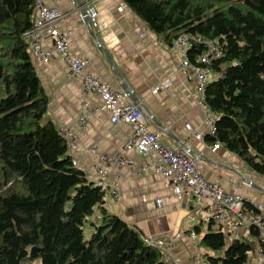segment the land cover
Instances as JSON below:
<instances>
[{
  "label": "trees",
  "instance_id": "obj_1",
  "mask_svg": "<svg viewBox=\"0 0 264 264\" xmlns=\"http://www.w3.org/2000/svg\"><path fill=\"white\" fill-rule=\"evenodd\" d=\"M121 1L167 44L179 33L217 40L221 55L203 92L215 132L205 139L264 175V0ZM34 10V0H0V264H165L103 207L101 188L43 121L47 97L24 36ZM186 50L191 62L203 51L197 42ZM207 224L198 240L208 264H243L259 241L253 226L247 238L227 239Z\"/></svg>",
  "mask_w": 264,
  "mask_h": 264
},
{
  "label": "crops",
  "instance_id": "obj_2",
  "mask_svg": "<svg viewBox=\"0 0 264 264\" xmlns=\"http://www.w3.org/2000/svg\"><path fill=\"white\" fill-rule=\"evenodd\" d=\"M119 0H51L61 13L60 31L71 32L68 54L86 59L84 69L113 89L126 91L123 102L134 101L145 115L148 129L161 133V143L185 148L197 156V170L203 177L216 182L224 191L235 189L251 202L264 206V175L247 169L243 162L222 145L213 146L205 139L208 129L203 123L199 93L195 82L188 80L178 66L179 56L161 37L152 32L127 6L117 11ZM94 6L96 25L87 26L82 7ZM41 45L50 49L51 40L43 34ZM37 71L40 87L47 97L43 121L55 127L74 124L76 114L87 108L96 110L88 117L84 130L76 128L77 143L70 150L71 159L86 180L95 182L94 165L98 154H113L131 134L126 122L112 124L109 113L99 109L98 96L80 90L78 76L70 75L58 57L42 60L30 55ZM212 73L209 75L211 79ZM158 86L155 93L152 89ZM127 93L129 96H127ZM201 131L193 138L183 124ZM94 146L96 152L89 151ZM134 165L115 169L107 166L105 179L118 182V196L104 195L103 207L137 229L142 236L161 237L170 247V255L181 264H201L194 256L195 245L200 253L207 251L199 245L197 233L205 232L208 224L203 217L210 211L205 201L194 198L177 200L168 182L153 169H140L145 156L128 149L124 153ZM115 177V178H114ZM264 216V207L259 211ZM214 228V224L211 227ZM214 230V229H213ZM194 234V238L192 237ZM239 229L238 238H247Z\"/></svg>",
  "mask_w": 264,
  "mask_h": 264
},
{
  "label": "built area",
  "instance_id": "obj_3",
  "mask_svg": "<svg viewBox=\"0 0 264 264\" xmlns=\"http://www.w3.org/2000/svg\"><path fill=\"white\" fill-rule=\"evenodd\" d=\"M51 0H34V18L32 26L24 32L28 40L29 51L32 55H37L42 60H52L54 57L60 58L70 75L78 76L80 79V90L84 93H92L98 96L101 101L99 109H105L109 113V121L112 124L126 122L130 125L132 134L124 141L121 149L113 154H98L97 164L94 165L96 173L95 184L105 194L118 196V182L115 179L107 181V166L112 165L115 169L121 166L132 167L134 163L124 153L128 149L135 150L139 155L145 156L146 161L140 169L151 168L160 175L170 187L171 192L177 200L183 197H192L199 203H208L210 211L203 217V221L214 224L218 227L227 239L238 238L239 229L244 228L248 232V227L253 226L258 229L259 241L255 242L253 249L248 252L246 261L243 264H264V217L260 212L250 213L244 211L242 204L250 202L259 211L264 206L251 202L245 198L237 189L226 192L216 182H211L197 170V156L191 155L185 148L164 145L161 143V133L157 130H150L146 124L140 105L134 101L123 102L126 94L118 89H113L107 83L93 77L84 69L86 59H78L68 54V42L71 32L60 31L58 22L62 19L63 13L50 3ZM126 5L119 0L116 6L117 11H121ZM87 21L90 27L96 25V10L94 6L88 5L85 8ZM46 34L51 40L50 49L43 48L41 37ZM192 42L202 45V52L198 54L194 62L187 56V48ZM169 48L179 56L178 66L188 80L195 82L196 91L199 93V105L203 113V123L208 129V134L215 132L213 121L215 115L210 112L205 103L203 92L209 75L212 72L210 62L221 55V49L214 38H203L200 35H190L179 33L171 43ZM158 86L152 89L155 93ZM95 109L76 114L73 125L57 126V133L62 136L66 143L68 152L74 149L77 143V136L74 133L76 128L84 130L88 116ZM183 128L191 133L195 139L201 138L199 129L192 128L188 123L183 124ZM214 147H218L217 141L213 142ZM91 152H96L94 146L88 148ZM75 164V161L71 159ZM115 178V177H114ZM194 238V234H192ZM142 242L148 246H154L162 252L165 264H181L178 259L170 255V247L157 236H142ZM194 256L201 264H208L200 253V248L195 245Z\"/></svg>",
  "mask_w": 264,
  "mask_h": 264
},
{
  "label": "water",
  "instance_id": "obj_4",
  "mask_svg": "<svg viewBox=\"0 0 264 264\" xmlns=\"http://www.w3.org/2000/svg\"><path fill=\"white\" fill-rule=\"evenodd\" d=\"M82 11L84 12L83 15L87 18V15H86V12H85V8H84V7H82ZM87 22H88V21H87ZM87 26L90 27V23H89V22L87 23ZM126 91H127V90H124L123 92L126 94ZM127 96H129L128 93H127ZM34 250H36V247L33 246V247L30 248V252H32V251H34Z\"/></svg>",
  "mask_w": 264,
  "mask_h": 264
},
{
  "label": "rangeland",
  "instance_id": "obj_5",
  "mask_svg": "<svg viewBox=\"0 0 264 264\" xmlns=\"http://www.w3.org/2000/svg\"><path fill=\"white\" fill-rule=\"evenodd\" d=\"M203 233V231L198 232L197 235V240L199 239L200 235ZM86 236H88V232H85Z\"/></svg>",
  "mask_w": 264,
  "mask_h": 264
}]
</instances>
